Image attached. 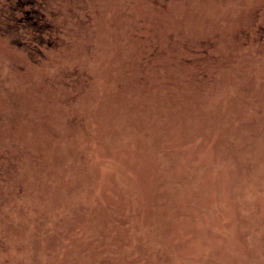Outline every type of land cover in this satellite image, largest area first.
I'll list each match as a JSON object with an SVG mask.
<instances>
[{"label":"rangeland","instance_id":"1","mask_svg":"<svg viewBox=\"0 0 264 264\" xmlns=\"http://www.w3.org/2000/svg\"><path fill=\"white\" fill-rule=\"evenodd\" d=\"M44 2L40 51L0 0V264H264V0Z\"/></svg>","mask_w":264,"mask_h":264},{"label":"trees","instance_id":"2","mask_svg":"<svg viewBox=\"0 0 264 264\" xmlns=\"http://www.w3.org/2000/svg\"><path fill=\"white\" fill-rule=\"evenodd\" d=\"M4 1L7 3V5L5 4L9 14L7 16V21L11 30L16 33L19 32V34L22 33L23 30H28L33 34H36L38 40L35 39V42L32 43L30 47L33 50H40V48L44 47L47 48L50 43L49 37L51 36L53 29L52 25L48 23L49 21L47 20L50 10L45 6L46 4L44 1L46 0ZM20 16L22 19L19 18ZM26 42L20 43L23 46Z\"/></svg>","mask_w":264,"mask_h":264}]
</instances>
